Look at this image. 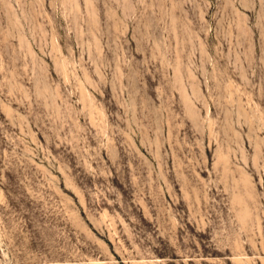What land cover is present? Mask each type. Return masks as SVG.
Listing matches in <instances>:
<instances>
[{
	"label": "rangeland",
	"instance_id": "obj_1",
	"mask_svg": "<svg viewBox=\"0 0 264 264\" xmlns=\"http://www.w3.org/2000/svg\"><path fill=\"white\" fill-rule=\"evenodd\" d=\"M0 264H264V0H0Z\"/></svg>",
	"mask_w": 264,
	"mask_h": 264
}]
</instances>
